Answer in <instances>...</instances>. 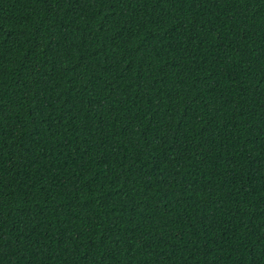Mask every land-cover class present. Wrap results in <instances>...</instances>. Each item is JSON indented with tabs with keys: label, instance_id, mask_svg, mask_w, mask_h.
Listing matches in <instances>:
<instances>
[{
	"label": "trees",
	"instance_id": "16d2710c",
	"mask_svg": "<svg viewBox=\"0 0 264 264\" xmlns=\"http://www.w3.org/2000/svg\"><path fill=\"white\" fill-rule=\"evenodd\" d=\"M0 264H264V0H0Z\"/></svg>",
	"mask_w": 264,
	"mask_h": 264
}]
</instances>
